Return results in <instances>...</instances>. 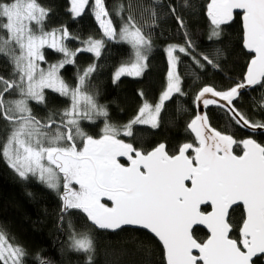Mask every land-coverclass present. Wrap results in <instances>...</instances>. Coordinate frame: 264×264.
Returning <instances> with one entry per match:
<instances>
[{
    "label": "snow or ice",
    "instance_id": "snow-or-ice-1",
    "mask_svg": "<svg viewBox=\"0 0 264 264\" xmlns=\"http://www.w3.org/2000/svg\"><path fill=\"white\" fill-rule=\"evenodd\" d=\"M89 3L90 0H71L70 11L79 17ZM234 10L243 11V44L254 55L244 81L226 91L211 86L201 89L196 99L205 106L218 104L216 99L206 98L209 93L231 105L240 89L264 87V0H210L207 15L213 25L212 36H219L220 25L232 20ZM92 11L104 37L111 40L118 36L135 50L134 62L122 65L114 80L124 74L139 76L147 59L145 50L151 42L132 15L117 32L108 18L104 0H94ZM48 14L49 10L38 0H0V33L7 34L0 36V53L9 56L13 76H18L12 80L0 77V116L11 125L0 154L22 179L31 174L57 191L62 174V213L78 209L99 229L140 226L150 230L162 242L166 264H253L254 257L264 254V145L246 139L239 142L243 144V155H234L232 146L238 142L231 135L209 131L207 117L201 115L188 125L199 141L198 146L185 143L178 154L170 155L163 143L143 153L117 139L121 131L131 136L133 125L157 126L164 101L173 92L181 91L179 76L174 72L178 57L173 53L178 49L188 54V49L168 46V84L154 109L145 101L122 129L106 122L103 134L94 138L83 131L80 121L99 115L107 117L106 109L83 92L85 80L95 66L90 65L83 75H78L76 87L63 80L59 69L74 63L72 57L80 51L99 57L104 39L89 37L83 41L85 48L72 51L63 43L70 37L67 28L44 30ZM187 44L190 47L191 41ZM45 45L64 54L63 60L49 65L47 70L38 63L45 59L42 51ZM204 59L211 63L207 56ZM13 88L19 98L6 100L5 93ZM46 88L70 99V107L62 112L60 122L50 114L47 123H42L28 106L29 100L44 103ZM228 110L236 117V123L264 128V123L250 124L236 109ZM53 124L54 133L50 131ZM189 149H193L194 156L186 155ZM121 156L128 157L129 166L118 162L117 157ZM185 181H191V186H186ZM73 182L79 185L78 189L72 186ZM102 197L111 201V207L101 202ZM209 203L212 210L201 211V205ZM237 204H242L243 215L239 238L233 239L229 210ZM194 224L207 225L210 235L206 240L198 242L193 238ZM69 230V248L87 254V264H92L95 243L90 231L78 232L71 223ZM193 249H198V256L193 255ZM24 255V249L12 244L0 231V264H22ZM40 264L48 262L41 260Z\"/></svg>",
    "mask_w": 264,
    "mask_h": 264
},
{
    "label": "trees",
    "instance_id": "trees-1",
    "mask_svg": "<svg viewBox=\"0 0 264 264\" xmlns=\"http://www.w3.org/2000/svg\"><path fill=\"white\" fill-rule=\"evenodd\" d=\"M38 2L49 10L43 24L44 30L67 28L71 36L67 44L69 49H76L89 37L104 39L99 57L91 52H78L72 58L74 63L65 64L59 70L63 80L73 87L78 82V75H82L90 65L95 66V70L85 80L83 90L106 109L107 117L98 116L92 124L86 123V120L80 121V126L86 127H83V131L94 138L100 137L106 122L122 129L137 115L145 101L149 104L156 102L168 73L164 51L166 45L176 44L188 49V54L176 51L181 91L165 101L157 126L133 125L131 136L120 133L117 137L143 153L160 143L166 146L169 154H175L185 143L198 146L188 129L196 113L194 101L197 92L205 86L226 91L244 81L247 65L253 56L243 46L239 12L233 14L231 21L220 25L219 36H212L213 25L207 15L210 0H104L116 29L122 27L131 14L136 25L151 42V46L146 49V68L142 74L137 77L121 76L114 80L115 70L127 64L131 58V47L125 42L103 36L93 15L92 0L79 17L71 13L69 0ZM187 41H191L190 47ZM44 56L49 63L62 58L60 52L48 48L44 49ZM0 77L5 80L16 78L11 71L10 60L4 53H0ZM15 90L13 88L5 93L4 98L14 99ZM44 94V103L30 102L32 114L42 123H47L50 114L52 119L59 121L63 108L70 103L68 98L50 89L44 90ZM262 102L264 87L257 85L251 90L240 92L232 101V106L250 123H264ZM206 113L214 129L231 135L238 142L233 146L235 154L242 152L239 142L248 136L264 145V132L249 134L226 109L212 104L206 107ZM10 126L0 116V152L7 141ZM192 153L193 149H190L189 154ZM62 207L59 191L47 187L32 175L20 180L0 154V231L12 244L24 249L22 264H40L41 260L48 264H87V254L69 248V223L78 232L90 231L95 243L92 264H166L161 244L145 231L132 228H121L114 232L98 230L87 221L82 211L68 209L62 213ZM207 210L208 206L202 208V211ZM242 215L241 206L233 207L230 211V223L233 226L230 236L233 239L239 238ZM192 234L199 242L207 238L202 228H195ZM254 264L264 263L262 258H256Z\"/></svg>",
    "mask_w": 264,
    "mask_h": 264
},
{
    "label": "water",
    "instance_id": "water-1",
    "mask_svg": "<svg viewBox=\"0 0 264 264\" xmlns=\"http://www.w3.org/2000/svg\"><path fill=\"white\" fill-rule=\"evenodd\" d=\"M235 12H239V13H241V21H242V29H243V20H242V16H243V11L242 10H234L233 11V14L235 13ZM243 46H244V44H243ZM245 48V47H244ZM246 49V48H245ZM247 51H249L248 49H246ZM250 52V51H249ZM252 53V52H251ZM253 55H254V53H252ZM250 62V61H249ZM249 64V63H248ZM247 67H248V65H247ZM246 72H247V68H246ZM246 72H245V74H246ZM245 74H244V77H245ZM257 85H253V86H246V87H244L243 89H240L239 90V93L240 92H243V91H245V90H251V89H253L254 87H256ZM202 89V88H201ZM201 89L197 92V94H196V97H197V95H198V93L201 91ZM238 93V94H239ZM196 97H195V101H194V106H195V110H196V113H195V116L192 118V120L193 119H195L196 117H197V115H201V116H206L207 117V113H206V107L207 106H205L204 104H203V102H202V100H197L196 99ZM237 97V96H236ZM236 97L234 98V99H236ZM206 98H210V99H216L217 101H218V104H213V105H217V106H220V107H222V108H224V109H226L229 113H230V115L236 120V117H234L233 116V114L228 110L230 107L231 108H233V106H232V104L231 105H228V102L227 101H224V100H222L221 98H219V97H213L210 93L209 94H206ZM233 99V100H234ZM223 105V106H222ZM191 120V121H192ZM190 121V122H191ZM190 122H189V124H190ZM188 124V125H189ZM207 124H208V126H209V128H208V130L210 131V130H212V129H214L211 125H210V123H209V120H208V118H207ZM251 124V123H250ZM246 132H248L249 134H256V133H260V132H264V128H256V129H253L251 126H248V127H245L242 123H240L239 124ZM188 129H189V131L191 132V134L195 137V139L197 140V138H196V135H195V133L194 132H192L191 131V129L188 127ZM214 130H216V129H214ZM217 131V130H216ZM222 134H225V133H222ZM246 139H253V140H255L252 136H248V137H246L245 139H243V140H246ZM242 140V141H243ZM256 141V140H255ZM197 142H198V144H199V141L197 140ZM257 142V141H256ZM258 143V142H257ZM161 144V143H160ZM159 145V144H158ZM183 145V144H182ZM181 145V146H182ZM241 145H242V149H243V144L241 143ZM234 146V145H233ZM233 146H232V151H233ZM156 147V146H155ZM152 150V149H151ZM150 150V151H151ZM189 151H190V149L186 152V155H188L189 156ZM175 154H178V151L175 153ZM233 154L234 155H243V150H242V152L240 153V154H235L234 152H233ZM195 155V153H194V151H193V154H192V156H194ZM130 165V164H129ZM128 165V166H129ZM185 184H186V186H188V187H190L191 186V181H185ZM205 206H208V210L207 211H203V212H205V213H207V212H210L211 210H212V208H211V205H210V203L209 204H204V205H201V211H202V208L203 207H205ZM236 206H241L242 207V211H243V206H242V204H237ZM236 206H233V207H236ZM232 207V208H233ZM231 208V209H232ZM231 209L229 210V212L231 211ZM90 223V222H89ZM91 224V223H90ZM92 225V224H91ZM135 228V229H142V230H144V231H146V232H148L151 236H153L160 244H161V246H162V249H163V245H162V242H160L159 241V239H158V237H156L155 236V234H153V233H151V231L150 230H148V229H145V228H143V227H140V226H123L122 228ZM197 227H199V228H202V229H204L206 232H207V237L210 235V232H209V230H208V228H207V225H198V224H194L193 226H192V229H191V231H193L194 230V228H197ZM96 228V227H95ZM96 229H98V230H104V231H110V232H114V231H117V230H119V229H117V230H110V229H99V228H96ZM238 232H239V230H238ZM193 235V234H192ZM193 238H194V236H193ZM232 238V237H231ZM207 239V238H206ZM205 239V240H206ZM199 242V241H198ZM163 252H164V249H163ZM193 255H195V256H198L199 255V251H198V249H193ZM257 257H263V263H264V254H258L256 257H254L253 258V261H254V259L255 258H257ZM164 259H165V256H164ZM165 263H166V260H165Z\"/></svg>",
    "mask_w": 264,
    "mask_h": 264
},
{
    "label": "rangeland",
    "instance_id": "rangeland-1",
    "mask_svg": "<svg viewBox=\"0 0 264 264\" xmlns=\"http://www.w3.org/2000/svg\"><path fill=\"white\" fill-rule=\"evenodd\" d=\"M69 2H70V8H71V0H69ZM93 3H94V0H92V5H93ZM86 8V7H85ZM94 15V14H93ZM94 17H95V15H94ZM109 18V17H108ZM96 19V18H95ZM97 21V20H96ZM97 23H98V25H99V27H100V24H99V22L97 21ZM33 27L35 28L36 26L35 25H33ZM101 28V27H100ZM121 28V27H120ZM120 28L119 29H116L117 30V32H119V30H120ZM101 31L103 32V29H101ZM6 33H0V36H5L6 37ZM57 35H59V33L57 34ZM71 38V36L69 37V38H67L66 40H64L63 41V43L66 45V47L68 48V39H70ZM112 40H116V41H121V42H125V41H122V40H120L119 39V37L117 36V38H115V39H112ZM86 41V40H85ZM125 43H127V42H125ZM130 47H131V58L129 59V61H128V63L127 64H123V65H129V64H131L132 62H134V60H135V54H134V52H135V50L132 48V46H131V44H129V43H127ZM169 45H176V44H168V45H166L165 47H164V51H165V55H166V58H167V62H168V73H169V70H170V65H169V58H168V54H167V48H168V46ZM14 47V46H13ZM86 47V45L82 42V44L79 46V47H77L76 49H70V50H72V51H76L77 49H83V48H85ZM46 48H48V49H50V50H53V51H56L55 49H52V48H50V47H48L47 45H45L44 46V48L42 49V51H43V54H44V49H46ZM69 49V48H68ZM176 51H178V49H176L175 51H174V55L176 56ZM57 52V51H56ZM80 52H87V51H80ZM78 53V52H77ZM17 54H18V49H17ZM145 55H146V50H145V53H144ZM61 55H62V58L60 59V60H58V61H55V62H52V63H49V62H47L45 59H44V61H39L38 63H39V65H40V67L41 68H43V69H45V70H47L48 69V67H49V65H52V64H57L59 61H61V60H63L64 59V54L63 53H61ZM8 56V55H7ZM45 57V56H44ZM177 57V56H176ZM8 58H9V56H8ZM73 58V57H72ZM9 60H10V58H9ZM10 64H11V71H12V73H13V64L10 62ZM144 64H145V67L143 68V70L146 68V60L144 61ZM122 65H120L116 70H115V72H114V74H113V78H114V76H115V73H116V71L121 67ZM61 69V68H60ZM59 69V70H60ZM143 70H142V72H143ZM142 72H141V74H142ZM174 72L179 76V73H178V69H177V62L175 63V67H174ZM168 73H167V77H166V82H165V86H164V88H163V90L161 91V93L159 94V97H158V99L156 100V102L154 103V104H150L151 106H152V108L154 109V107H155V105L160 101V96H161V94L166 90V88H167V84H168ZM140 74V75H141ZM60 75V74H59ZM83 75V74H82ZM139 75V76H140ZM121 76H131V77H137L136 75H128V74H124V75H121ZM120 76V77H121ZM16 79H18V76L16 77ZM78 80V79H77ZM78 83V82H77ZM77 83L73 86V87H76V85H77ZM179 87H180V76H179ZM44 90H48L47 88L46 89H44ZM50 90H52V89H50ZM53 91V90H52ZM83 92H85L84 90H83ZM86 93V92H85ZM175 93H177V92H173L172 94H171V96L173 95V94H175ZM59 94V93H58ZM87 94V93H86ZM60 95V94H59ZM89 95V94H88ZM62 96V95H61ZM170 96V97H171ZM65 97V96H64ZM19 97H18V94H17V90H15V97H14V99H18ZM65 98H68V97H65ZM9 100V99H8ZM68 100H69V102H70V99L68 98ZM168 100V99H167ZM31 101H33V100H29V107H30V102ZM166 101V100H165ZM165 101H164V103H165ZM34 103H36V101H34ZM71 103V102H70ZM70 103H68L69 105H67L65 108H63V110H65V109H67V108H69L70 107ZM164 103H163V105H164ZM163 107V106H162ZM161 110H162V108H161ZM160 110V111H161ZM160 113V112H159ZM62 114V113H61ZM101 116H103V115H99V117L98 116H93V118L91 119V120H86L87 122L86 123H90V124H92L93 122H95V120H97L98 118H100ZM98 117V118H97ZM158 117H159V114H158V116H157V123H158ZM82 121V120H81ZM85 121V120H84ZM143 125H148V126H151V127H153L151 124H143ZM82 129H83V127H84V125H81L80 126ZM85 129H86V127H84ZM55 129H56V127L54 126V128H53V130H50V131H52L53 133L55 132ZM104 129V128H103ZM103 129H102V131L100 132L101 133V135L103 134ZM10 130H11V126H10ZM46 131H48V130H46ZM85 132V131H84ZM121 134H123V131H121ZM100 135V136H101ZM6 160V159H5ZM6 162H7V160H6ZM45 163H47V161H44ZM8 163V162H7ZM8 165L10 166V164L8 163ZM11 167V166H10ZM12 168V167H11ZM15 171V170H14ZM16 172V171H15ZM18 175V174H17ZM19 176V175H18ZM29 176H31V174H29ZM33 176V175H32ZM33 177H35V178H37L36 176H33ZM19 179L20 180H23L21 177H19ZM38 179V178H37ZM61 179H62V174H61ZM39 180V179H38ZM77 185V184H76ZM78 187H79V185H77Z\"/></svg>",
    "mask_w": 264,
    "mask_h": 264
},
{
    "label": "flooded vegetation",
    "instance_id": "flooded-vegetation-1",
    "mask_svg": "<svg viewBox=\"0 0 264 264\" xmlns=\"http://www.w3.org/2000/svg\"><path fill=\"white\" fill-rule=\"evenodd\" d=\"M38 119V118H37ZM61 120V119H60ZM60 120L58 121H56V122H60ZM54 126L56 127V125L55 124H53L52 125V128L50 129V130H53V128H54ZM47 130V129H46ZM77 143H78V146H81L82 147V144H80V142L79 141H77ZM151 150V149H150ZM144 153H146V152H144ZM189 154V153H188ZM193 154V153H192ZM192 154H189V156H192ZM170 155H173V154H170ZM133 156H134V154H133ZM117 160H118V162L120 163V164H123L124 166H128L129 164H130V161L128 160V157L127 156H121V157H117ZM74 188H79L76 184H75V182H73V185H72ZM63 193V182H62V179H61V186H60V189H59V194H60V197H61V194ZM101 202L102 203H106V204H108V206L109 207H111V201H109L108 199H107V197H102L101 198ZM126 228V227H125ZM197 228H199V227H197ZM132 229H135V228H132ZM195 229V228H194ZM140 230H142V229H140ZM204 230V229H203ZM144 231V230H143ZM146 232V231H145ZM146 233H148V232H146ZM207 233V232H206ZM149 234V233H148ZM208 235V234H207ZM257 258H262V261H263V257H257ZM256 259V258H255ZM255 259H254V261H255ZM254 261H253V264H254Z\"/></svg>",
    "mask_w": 264,
    "mask_h": 264
}]
</instances>
